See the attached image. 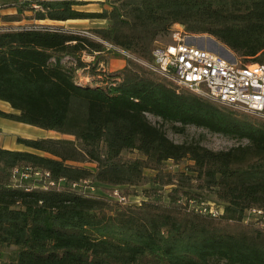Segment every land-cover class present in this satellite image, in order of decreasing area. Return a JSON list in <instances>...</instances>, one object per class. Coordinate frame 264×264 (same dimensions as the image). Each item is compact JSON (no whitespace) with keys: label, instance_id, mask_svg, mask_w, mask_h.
Here are the masks:
<instances>
[{"label":"trees","instance_id":"1","mask_svg":"<svg viewBox=\"0 0 264 264\" xmlns=\"http://www.w3.org/2000/svg\"><path fill=\"white\" fill-rule=\"evenodd\" d=\"M77 1H6L16 12L3 20L28 9V18L108 25L88 33L0 26V100L16 110L0 116L72 136H17L30 149L0 146V243L14 247L0 264H264V217L243 222L264 208V118L180 88L143 63L175 22L243 59L264 60V0H108L96 12L73 8ZM105 42L129 53L125 65L103 71V82H78L81 53L111 50ZM147 113L177 132L195 124L246 142L212 149L174 141ZM168 159L187 162L171 170ZM14 167L48 176L17 186ZM99 185L104 192H93ZM120 186L142 187V198L126 202ZM200 190L219 201L216 214Z\"/></svg>","mask_w":264,"mask_h":264},{"label":"built area","instance_id":"2","mask_svg":"<svg viewBox=\"0 0 264 264\" xmlns=\"http://www.w3.org/2000/svg\"><path fill=\"white\" fill-rule=\"evenodd\" d=\"M195 36L182 24L173 23L168 38L155 41L152 61L143 63L179 87H187L212 100L264 118V60L242 62L225 57L195 43ZM105 44L129 55L121 48ZM43 173L38 169L14 167L11 179L17 186H24L27 183L23 177L35 174L45 183L48 172ZM209 211L217 213L215 208H209ZM251 212L264 217V208H253Z\"/></svg>","mask_w":264,"mask_h":264},{"label":"rangeland","instance_id":"3","mask_svg":"<svg viewBox=\"0 0 264 264\" xmlns=\"http://www.w3.org/2000/svg\"><path fill=\"white\" fill-rule=\"evenodd\" d=\"M7 1V0H6ZM106 2H108V0H106ZM12 7V9L16 10V6L14 5H9ZM33 6L35 8H37V4L33 3ZM25 12H31V10L28 9H24L21 13V15L23 16L22 19L24 18L26 20V18L28 19L27 15ZM2 19V16H0ZM24 21V20H23ZM27 21V20H26ZM54 19H50V18H42L41 20H38L36 18H33L31 20H28L27 22H25L26 24H46L49 26H54V27H64V25H60L57 23H54ZM19 22H11L9 25L16 26L19 25ZM66 29V28H65ZM73 30V29H71ZM74 30H79L82 31L80 29H74ZM88 33V32H87ZM195 34V33H194ZM196 36L193 38V41L195 43H197L198 45L211 49L213 51H216L219 54L224 55L225 57L228 58H236L238 60H241L242 62H248V59H243V57L237 55L236 53L232 52L230 49H228L226 46H224L222 43L218 42L214 37L207 35L206 33L203 34H195ZM161 40H166V38H162ZM107 46V45H106ZM111 50H116L114 48H111ZM119 51V50H116ZM120 52V51H119ZM84 53V52H83ZM87 53V52H86ZM76 73V72H75ZM81 80V79H80ZM83 81V80H82ZM81 81V82H82ZM183 86H180V88ZM1 102V101H0ZM5 102V101H3ZM236 109V108H234ZM237 110H241V111H245L248 113H251L249 111L243 110V109H237ZM254 114V113H252ZM256 115V114H255ZM147 117L154 123L156 124H161L162 121L160 119V117L155 116L151 113H147ZM0 120H5V119H1ZM24 124V126L22 125V127H19V131H22L23 133L27 134L28 137H45V136H52V137H69L72 138V136L67 135V134H61L55 130H50V129H45L36 125H32V124H28V123H22ZM28 126V127H25ZM163 128L166 131V134L168 135L169 138H171L174 141H182V140H196L199 141L201 144L212 148V149H221V148H226L235 144H240V143H245L246 140L245 139H239L237 137L231 136V135H227V134H223V133H219V132H213L208 130L207 128L203 127V126H199V125H195V124H187L185 126L184 129V133L183 132H177L175 130L172 129V127L170 126V122H163L162 123ZM123 154L125 155H136L135 151H124ZM186 159L175 162V161H170V159L165 161V166L168 169L171 170H183L185 168V163H186ZM85 165H88L90 167H93L94 164L91 162H85L83 163ZM22 179V178H21ZM23 180L27 181L30 184H35L38 185L39 182L41 181L39 179L38 175L35 174H28L26 178L23 177ZM141 188L142 187H137V186H130L128 187V189H125V187L120 186L117 189L116 193L115 191L113 192L116 194H119V192H122V194L125 193V201L126 202H138L141 198H142V193H141ZM169 188V186L165 187V188H159V191L161 192L160 194L162 195L161 200L166 201V197H165V193L167 191V189ZM86 190H90L87 187H85ZM93 190V189H92ZM125 190H128V193L125 192ZM93 192L96 193H101L104 192V188L99 185L98 187H95ZM124 192V193H123ZM198 192H201V195L204 197V199L206 200V202L204 204H209L210 208H215V206L221 208V204L219 203L218 200L215 199L214 195L212 192L207 191V190H200ZM122 198V197H121ZM120 198V199H121ZM218 208V209H219ZM256 217H258L257 214H254L253 212H247V214L244 216V223H254L256 224ZM260 224V223H259ZM257 225V224H256ZM14 254V247L11 245H5V244H1L0 243V260L3 261L7 258L12 257Z\"/></svg>","mask_w":264,"mask_h":264},{"label":"crops","instance_id":"4","mask_svg":"<svg viewBox=\"0 0 264 264\" xmlns=\"http://www.w3.org/2000/svg\"><path fill=\"white\" fill-rule=\"evenodd\" d=\"M72 7L81 11H100L103 7H109L106 0H78L77 3L72 4ZM16 10L12 9L11 6L6 5V0H0V16L12 15ZM30 14V12H25ZM33 18H26L31 20ZM24 20V21H23ZM24 18L20 20H3L0 17V26H11L9 25L12 21L19 22L20 24H26ZM41 20V19H38ZM54 23L64 25L66 29H80L85 30L90 27L106 26L108 20L106 18H92V17H78V18H67V19H54ZM18 23V24H19ZM88 32V31H87ZM127 54L122 51L114 50H102L100 52L93 53H81L80 58L84 60V66H80L75 69V77L78 82H88L90 84H97L103 82L101 79L103 71L115 72L120 70L126 63ZM81 79V80H80ZM1 101V100H0ZM0 109L5 111L16 112L7 102H0ZM0 120V146L13 149H30L18 142H16L17 136H28L27 134L19 131V127L24 126L23 122L16 121L1 117ZM28 127V126H25Z\"/></svg>","mask_w":264,"mask_h":264}]
</instances>
